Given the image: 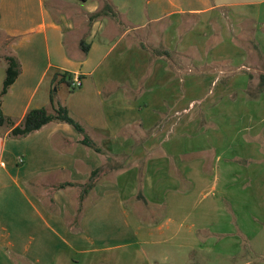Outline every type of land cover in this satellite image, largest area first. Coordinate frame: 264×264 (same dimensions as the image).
I'll return each instance as SVG.
<instances>
[{"label":"crops","instance_id":"crops-1","mask_svg":"<svg viewBox=\"0 0 264 264\" xmlns=\"http://www.w3.org/2000/svg\"><path fill=\"white\" fill-rule=\"evenodd\" d=\"M131 1L110 0L117 18L90 21L99 0H0V81L7 56L21 66L2 112L17 125L29 109L53 113L65 106L100 148L84 145L72 125L52 121L20 137L23 154L13 157V146L22 142L11 139V127L0 126V264H161L160 255L141 245L208 246L209 234L227 236L234 228L247 241L258 225L225 211L248 208L264 215V169H256L264 166V147L243 148V156L259 159L254 166L239 157L240 165L216 167L220 146L232 153L218 135L224 127L202 120L213 137L194 148L187 136L192 118L173 120L179 102L166 109L169 94L153 88L171 70L184 73L194 64L191 48L201 46L183 38L176 46L171 42L183 26L209 25L220 36L231 30L237 34L233 43L241 35L251 57L263 63L264 36L257 43L251 35L264 31V0H147L148 11ZM221 45L214 47L227 49L229 58L230 46ZM145 49L147 72L139 69ZM210 61L207 73L215 67ZM65 72L81 78L79 89L59 79ZM63 83L70 93L60 92ZM228 242L221 253L242 250Z\"/></svg>","mask_w":264,"mask_h":264},{"label":"rangeland","instance_id":"rangeland-1","mask_svg":"<svg viewBox=\"0 0 264 264\" xmlns=\"http://www.w3.org/2000/svg\"><path fill=\"white\" fill-rule=\"evenodd\" d=\"M99 1H101L102 6L103 0ZM114 1L120 4L125 0ZM131 2L148 11L147 0H132ZM259 7H262V5ZM255 9L257 8H241V10H248L250 12H253ZM211 19L214 21V17ZM224 21L226 23L227 19L225 18ZM230 22H232L231 19ZM230 29H233V27H230ZM212 36H214V41L210 40ZM236 36L237 34L231 30L228 33L223 32L220 36L209 25H204V27H195L193 25L191 28L183 26L180 34L171 36V42L176 46L185 39L183 43L189 42L195 46L196 44L201 46L198 49L191 48L192 54L190 57L194 59L193 66L190 67V70L185 68L184 73L180 74H174L173 70H171L172 75L170 78H164L155 86L153 84V88L157 86V92L163 93L166 91L165 95L168 96L169 94L170 100L167 99L169 107H166V109L171 108L172 105L179 102L176 107H172V109L178 110L173 120L176 119L177 121L182 116H184L183 121L186 117L192 118V123L190 124L191 131L190 133L187 131V136L190 134V137L194 141V148L200 147L201 140L205 141L213 137V132L205 128L202 120H213L224 127L218 135L225 140L223 141L224 146L231 149L232 153H229V150H225L221 146L220 152L215 151V155L220 154L222 156V162L216 161L217 163H214L219 168L226 161H232L240 165V162L236 158L240 157L242 159V157H245L243 156L245 153L243 148H247L249 145H252V150H254L253 147L255 146H258L259 150H262L264 147V90H260L257 87L260 86L261 81V76L259 77V75L264 74V62L261 63L256 57H251V50L249 48L251 45L248 44L246 46L244 42H240L241 35L236 39L237 41L239 40V43L234 44L233 40ZM260 36H264V31H255L251 35V37L257 38V43L261 40ZM181 38H183L182 41ZM69 40L68 36V45ZM218 42L222 45L226 44L230 46L231 55L229 58L226 55L227 49L214 47ZM206 44L209 45L206 46ZM260 46L261 48L258 46L260 48L259 51L264 55V42H260ZM145 51V66H141L139 69L143 68L147 72L151 64L147 49ZM200 58L202 59L198 60ZM110 59L111 57L109 56L108 60ZM211 59L213 61L210 62L214 63L213 67H215L213 71L207 73L206 64L208 63L206 62ZM172 76L174 79L171 78ZM1 86L2 81H0V89ZM66 88L69 90H66ZM61 91L67 94L71 92V88L64 84L60 86ZM173 96L178 97L174 98ZM66 98L65 96L63 97L64 102L67 100ZM175 100L177 101L176 103H174ZM144 109H152V105H146ZM182 132L183 128L178 131V136ZM10 137L22 142V144L13 146L12 152L15 154L13 157L16 154H23L21 149L25 145V140L20 137ZM240 143L242 147H240ZM234 148L237 149V153H234ZM228 158H232V160ZM245 158H247L248 165L254 166L253 160L256 161L257 158L253 160L252 157ZM257 163H260V161ZM256 169H264V166L257 164ZM223 180L222 176H220L217 188L221 187ZM262 181L263 179L258 177L256 184H261ZM22 186L25 187V183L22 182ZM230 210L232 209H228L225 212L229 215L232 212V216L237 215L238 219L240 217V220H242V217H250L258 225L257 228L252 227V237L247 239V241H243V238L239 235L238 228H234L227 236H220L218 238L215 236L213 239L211 234H209L208 246L182 247L179 245L150 244L141 245V247L150 254L160 255L161 260L159 262L161 264H264V215L262 210L257 212L256 210L248 211V208ZM217 217L214 216L212 218L215 221L217 219L220 220V215H217ZM250 219L248 218V221ZM248 221H245V223L247 224ZM227 239H229V242L226 241ZM227 242L229 246H234L233 249L242 247V250L235 256L221 253L219 249H223L224 247L222 246L227 244ZM243 246L245 247L244 249ZM129 250L131 249L129 248ZM151 264L155 263L151 262Z\"/></svg>","mask_w":264,"mask_h":264},{"label":"trees","instance_id":"trees-1","mask_svg":"<svg viewBox=\"0 0 264 264\" xmlns=\"http://www.w3.org/2000/svg\"><path fill=\"white\" fill-rule=\"evenodd\" d=\"M110 15L117 18L118 12L114 10L113 6L110 3V0H103V5L94 13L89 16V20L92 21L95 18L100 16ZM82 51L87 53L89 46L85 45L83 41L80 43ZM7 66L5 71V78L2 83V88L0 90V126H9L11 127L10 135L13 137H25L30 133L40 129L45 124L52 121L66 122L79 133L82 134L83 138L81 142L93 148L96 152H100V148L95 144V142L85 134V129L83 125L70 113L67 107L58 105L55 107L54 112L50 113L46 108H32L29 109L19 124L15 125L13 119L5 115L1 110V103L3 96L8 92L10 86L18 77L21 71V66L19 61L14 56L6 57ZM60 75V74H59ZM71 74L63 73L60 75V80H65L68 85H71ZM57 77V76H56ZM260 88H264V76L261 75ZM51 103H54V93H51L50 96ZM95 173V172H94Z\"/></svg>","mask_w":264,"mask_h":264},{"label":"built area","instance_id":"built-area-1","mask_svg":"<svg viewBox=\"0 0 264 264\" xmlns=\"http://www.w3.org/2000/svg\"><path fill=\"white\" fill-rule=\"evenodd\" d=\"M71 79H72L71 85H70L71 87L79 88L82 85V80L79 76H76V77L73 76V78H71Z\"/></svg>","mask_w":264,"mask_h":264}]
</instances>
